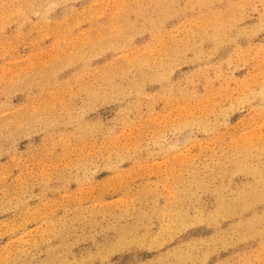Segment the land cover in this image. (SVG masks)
I'll return each mask as SVG.
<instances>
[{
  "label": "rangeland",
  "instance_id": "374dc122",
  "mask_svg": "<svg viewBox=\"0 0 264 264\" xmlns=\"http://www.w3.org/2000/svg\"><path fill=\"white\" fill-rule=\"evenodd\" d=\"M0 264H264V0H0Z\"/></svg>",
  "mask_w": 264,
  "mask_h": 264
}]
</instances>
